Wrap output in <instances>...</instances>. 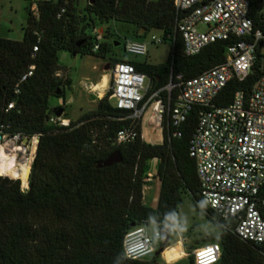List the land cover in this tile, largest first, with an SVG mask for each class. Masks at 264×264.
Listing matches in <instances>:
<instances>
[{
	"label": "trees",
	"instance_id": "obj_1",
	"mask_svg": "<svg viewBox=\"0 0 264 264\" xmlns=\"http://www.w3.org/2000/svg\"><path fill=\"white\" fill-rule=\"evenodd\" d=\"M30 1L22 40L0 37V131L21 133L30 139L38 136L29 188L23 190L20 179L0 176V264H178L163 260L161 254L156 255L157 250L141 259L128 258L123 244L133 224L166 226L170 233L173 226L166 218L177 213L183 193H189L219 228L218 234L205 238L206 243L222 247L215 264H264V243L242 239L233 231L234 220L216 217L206 204L201 207L195 162L188 152L200 107L190 111L180 137L173 136L166 117L157 143L143 137L140 121L135 123L129 110L111 103V91L78 120H70L68 125L49 122L59 108L50 107L49 98H61L65 95L63 86L71 85L70 78L57 74L63 68L59 51L102 58L112 51L110 62L124 60L113 49L118 40L106 41L113 36L112 21L134 25L137 39L153 29L172 35L167 61H130L151 78L146 99L159 89L161 96H166L164 87L175 82L178 74L194 77L224 62L232 40L216 41L197 54L187 55L180 33L175 32L178 15L174 0H88L82 9L78 0ZM249 15L255 28L262 29L260 0H251ZM95 28H102L104 40L93 51ZM257 55L260 57L259 52ZM260 64L259 58L243 81L230 80L215 104L230 103L238 90L250 93L261 73ZM30 70L32 74L23 79ZM11 102L13 107L9 108ZM129 125L135 126L139 136L130 143H115L117 132ZM117 149L122 153L121 162L100 165ZM153 171L160 181L155 207L144 199ZM260 194L264 197V187ZM196 247L185 244L190 264Z\"/></svg>",
	"mask_w": 264,
	"mask_h": 264
},
{
	"label": "built area",
	"instance_id": "obj_2",
	"mask_svg": "<svg viewBox=\"0 0 264 264\" xmlns=\"http://www.w3.org/2000/svg\"><path fill=\"white\" fill-rule=\"evenodd\" d=\"M260 2L264 17V0ZM250 5L251 0H174L178 15L175 32L182 37L185 53L194 55L210 43L229 39L232 42L227 46L225 61L194 77L178 74L175 82L164 87L166 96H161L159 89L147 99L151 78L137 70L130 60L110 62L109 83L112 80V85L105 94L111 91L112 103L129 110V117L135 123L151 106L150 128L153 131L161 129L167 117L174 137L182 136L181 127L190 111L195 106L200 107L188 152L195 162L202 200L216 217L234 220L233 231L239 237L260 244L264 243V197L260 194L264 187V18L263 28L256 29L249 15ZM200 24L206 29L199 30ZM94 35L97 42L93 51H96L103 31L95 28ZM170 39L172 35L164 32L151 36L155 44ZM36 50L37 45L34 46ZM124 51L138 56L148 53L147 44L141 40H126ZM259 58L261 73L250 93L238 90L230 103L216 105V97L228 82L246 79ZM31 74L32 70L23 79ZM12 107L13 102L9 104V108ZM49 122L68 125L62 116L55 114L50 116ZM0 134L3 144L12 142L21 146L22 140L29 138L21 133L0 131ZM138 136L135 126L129 125L117 132L115 143H130ZM33 137L38 139V136ZM161 227L149 230L143 223L128 231L123 244L126 257L141 259L153 254L159 246L158 241L162 240ZM221 252L222 247L216 242L196 247L192 251L193 264H215Z\"/></svg>",
	"mask_w": 264,
	"mask_h": 264
},
{
	"label": "rangeland",
	"instance_id": "obj_3",
	"mask_svg": "<svg viewBox=\"0 0 264 264\" xmlns=\"http://www.w3.org/2000/svg\"><path fill=\"white\" fill-rule=\"evenodd\" d=\"M87 2L88 0H78V7L80 9L84 8ZM30 4V0H0V37L22 40L28 16L27 7L30 6ZM105 26L107 27L108 25ZM109 26L113 36H109L106 41L111 43L113 40H118L119 44L116 45L114 43L113 49L119 56H124L126 60L134 59L157 64L167 61L171 55V41L167 40L161 44H155L151 41L152 35L162 34V31L159 29H153L142 39H137L134 34L135 27L132 24L112 21ZM197 28L199 30H205L206 26L200 24ZM125 39L141 40L145 42L147 44L148 53L143 56L125 53L123 51V42ZM112 53L111 51V54L108 53L105 58H102L91 54L82 55L76 53V55H73L72 52L67 50L59 51V64L63 68L58 71L57 74L63 79L70 78L71 85L63 86L65 95L61 98L51 96L49 98V106L52 108L63 107L64 111L62 118L65 119L66 123H68V119L76 121L84 113L95 109L99 98L103 97L107 88L112 85V80L110 83L108 81L102 96L91 87V84L100 81L102 75L110 74V71L105 67L107 63H110L108 58H110ZM148 114L149 112L147 111L143 116L144 137L146 140L157 143L162 137L161 129L153 134L151 133L150 128L145 125ZM36 139L37 137H33L32 140H29L24 146L22 145V140L21 146L27 148L28 154L32 151L34 144L33 140ZM154 173L155 171L151 172L150 181L144 188V198H146L147 204L153 207L157 206L160 195V184L156 182L158 179L153 176ZM22 189L25 190L27 187H23ZM176 215L179 224L173 226V229L169 233L170 237L168 242L170 245L161 253L162 259L168 263L177 261L185 255L181 240L184 241L185 244H192L199 247L207 244L205 238L208 234L219 233V228L212 223L206 213L196 206L189 193L182 194V203ZM155 227V224L148 225L149 230H153ZM158 243L160 242L158 241ZM178 264H190L188 256L178 260Z\"/></svg>",
	"mask_w": 264,
	"mask_h": 264
},
{
	"label": "bare ground",
	"instance_id": "obj_4",
	"mask_svg": "<svg viewBox=\"0 0 264 264\" xmlns=\"http://www.w3.org/2000/svg\"><path fill=\"white\" fill-rule=\"evenodd\" d=\"M108 81V75L104 74L100 81L91 84V87L102 96ZM36 149L37 139L34 141L30 154H28L27 148L23 146L13 145L12 142L3 144L0 141V176L20 179L22 188H29V175Z\"/></svg>",
	"mask_w": 264,
	"mask_h": 264
},
{
	"label": "water",
	"instance_id": "obj_5",
	"mask_svg": "<svg viewBox=\"0 0 264 264\" xmlns=\"http://www.w3.org/2000/svg\"><path fill=\"white\" fill-rule=\"evenodd\" d=\"M115 44L118 45L119 43L116 42ZM73 55H76V52H73ZM105 68L107 70H109L110 69V63H107ZM58 93L60 94L61 90H58ZM63 111H64L63 107H59V108L54 110V114L56 116H58V117H61L62 114H63ZM1 139H2V134H0V140ZM28 140H29V138L23 139V143L26 144L28 142ZM37 144H38V142H37ZM122 159H123L122 153H121L120 150L117 149V150L112 151L104 160H102L100 162V165H102V166H111V165H113L115 163L121 162ZM133 226H136V225L133 224ZM161 230H162V240H161V244H160L159 248L156 251V255L161 254L164 251V249L167 246L168 240H169L168 227L162 226Z\"/></svg>",
	"mask_w": 264,
	"mask_h": 264
},
{
	"label": "crops",
	"instance_id": "obj_6",
	"mask_svg": "<svg viewBox=\"0 0 264 264\" xmlns=\"http://www.w3.org/2000/svg\"><path fill=\"white\" fill-rule=\"evenodd\" d=\"M101 31H102V28H99ZM128 60H130V61H138V62H142V61H139V60H134V59H128ZM108 78H109V75H108ZM149 112V114H148V117H147V120H146V122H145V125L147 126V127H149L150 128V126L148 125V118H149V116H150V114H151V106H148L146 109H145V112H144V115H145V113L146 112ZM143 115V116H144ZM69 119H68V123H69ZM140 124H141V126H142V135H143V137H144V123H143V117H142V119L140 120ZM150 131H151V133L153 134V133H155L156 131H153L151 128H150ZM145 138V137H144ZM157 183H159L160 184V181L158 180V181H156ZM145 199V202H146V198H144ZM147 203V202H146ZM155 228H157V226L155 227ZM154 228V229H155ZM181 242H182V249H183V251H184V254L185 255H183L181 258H183V257H186V256H188V253L186 252V249H185V243H184V241H182L181 240ZM180 258V259H181ZM180 259H178V260H180ZM178 260L177 261H174V262H172V263H178Z\"/></svg>",
	"mask_w": 264,
	"mask_h": 264
},
{
	"label": "clouds",
	"instance_id": "obj_7",
	"mask_svg": "<svg viewBox=\"0 0 264 264\" xmlns=\"http://www.w3.org/2000/svg\"><path fill=\"white\" fill-rule=\"evenodd\" d=\"M205 206V202H202L201 203V207H204ZM167 221L169 222L170 225L172 226H176L179 224V221H178V218H177V215L176 213L174 212H171L167 215Z\"/></svg>",
	"mask_w": 264,
	"mask_h": 264
},
{
	"label": "flooded vegetation",
	"instance_id": "obj_8",
	"mask_svg": "<svg viewBox=\"0 0 264 264\" xmlns=\"http://www.w3.org/2000/svg\"><path fill=\"white\" fill-rule=\"evenodd\" d=\"M158 244H160V243H158Z\"/></svg>",
	"mask_w": 264,
	"mask_h": 264
},
{
	"label": "snow or ice",
	"instance_id": "obj_9",
	"mask_svg": "<svg viewBox=\"0 0 264 264\" xmlns=\"http://www.w3.org/2000/svg\"><path fill=\"white\" fill-rule=\"evenodd\" d=\"M203 255V254H202Z\"/></svg>",
	"mask_w": 264,
	"mask_h": 264
}]
</instances>
